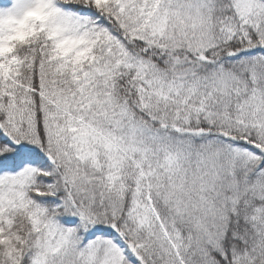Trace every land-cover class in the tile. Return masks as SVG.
<instances>
[{"label": "snow or ice", "instance_id": "1", "mask_svg": "<svg viewBox=\"0 0 264 264\" xmlns=\"http://www.w3.org/2000/svg\"><path fill=\"white\" fill-rule=\"evenodd\" d=\"M0 264H264V0H0Z\"/></svg>", "mask_w": 264, "mask_h": 264}]
</instances>
